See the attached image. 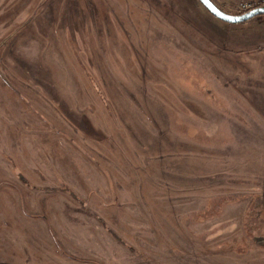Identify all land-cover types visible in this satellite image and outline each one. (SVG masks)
Returning a JSON list of instances; mask_svg holds the SVG:
<instances>
[{
  "label": "rangeland",
  "instance_id": "obj_1",
  "mask_svg": "<svg viewBox=\"0 0 264 264\" xmlns=\"http://www.w3.org/2000/svg\"><path fill=\"white\" fill-rule=\"evenodd\" d=\"M0 264H264V15L0 0Z\"/></svg>",
  "mask_w": 264,
  "mask_h": 264
},
{
  "label": "water",
  "instance_id": "obj_2",
  "mask_svg": "<svg viewBox=\"0 0 264 264\" xmlns=\"http://www.w3.org/2000/svg\"><path fill=\"white\" fill-rule=\"evenodd\" d=\"M217 18L229 23H241L252 19L255 16L264 15V4L250 8L239 14L227 13L221 9L213 0H199Z\"/></svg>",
  "mask_w": 264,
  "mask_h": 264
},
{
  "label": "trees",
  "instance_id": "obj_3",
  "mask_svg": "<svg viewBox=\"0 0 264 264\" xmlns=\"http://www.w3.org/2000/svg\"><path fill=\"white\" fill-rule=\"evenodd\" d=\"M249 10V9H248ZM247 11V10H246ZM256 17V16H255ZM254 18V17H253ZM246 22V21H245Z\"/></svg>",
  "mask_w": 264,
  "mask_h": 264
}]
</instances>
